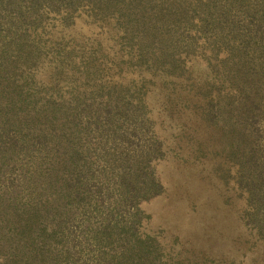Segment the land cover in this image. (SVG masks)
<instances>
[{"label": "trees", "instance_id": "1", "mask_svg": "<svg viewBox=\"0 0 264 264\" xmlns=\"http://www.w3.org/2000/svg\"><path fill=\"white\" fill-rule=\"evenodd\" d=\"M44 58L53 83L34 76ZM182 76L198 81L193 96ZM183 108L217 134L216 149L198 141L191 153L215 158V176L244 197L242 240L197 215L196 248L175 233L166 245L165 224L144 227L142 204L170 197L156 125L165 116L191 138ZM263 253L264 0H0V264H244Z\"/></svg>", "mask_w": 264, "mask_h": 264}, {"label": "rangeland", "instance_id": "2", "mask_svg": "<svg viewBox=\"0 0 264 264\" xmlns=\"http://www.w3.org/2000/svg\"><path fill=\"white\" fill-rule=\"evenodd\" d=\"M88 48V46L85 47L86 52ZM43 62L42 66L41 63L39 65L36 63L32 67L34 68V76L37 78L41 76L45 84L53 83L54 77L49 75L53 66L51 62L46 61V58H44ZM194 72L192 73L194 78L199 79L197 73L195 75ZM196 79H187L185 76H182L178 78L177 82H180V85L193 96V91L196 89L194 86L198 82ZM193 81L194 83L190 84ZM61 96L62 99L68 101L69 95L67 93H63ZM196 97L194 95L193 100ZM151 102H153L151 106L144 107V110L149 123H152L150 126L154 129L155 125L151 118H153V114L156 115L160 111L158 107L160 106L161 100L157 98L155 101L152 98ZM136 103V98L131 97L128 105L131 107V110L137 109L134 107ZM66 108L67 105L63 106V109ZM191 113L192 111L184 108L178 109L177 113H175L179 117V122L183 123L186 133L191 138L183 136L180 139L179 131L174 127H169L168 124L171 119L165 116V122L162 125H156L160 138L164 140L163 146L165 147L167 155L165 153L166 157L156 163L155 169L160 178L165 182L170 197L167 198L164 193L159 198L149 200L142 204L143 210L149 214L145 218L144 227L146 230L155 233L159 230L156 228H162V225L165 224V228H162L161 240L166 245L170 244L172 240L176 242L172 238V234L175 233L178 236L179 243H177L179 246L196 248L201 232L198 226H194L192 218L197 215L199 219L205 218L208 230L214 228L216 232H222L224 235L236 233L242 240L243 231H247L238 214L243 206L242 201L244 197L239 195V190L233 192L230 189L228 185L231 182L226 183L227 185L223 184V181L220 180L221 178L215 176L212 170L216 163L215 158L208 154L204 158L205 160L199 161L193 155L198 141H201L208 150L216 149L218 142L216 132L203 126ZM140 123L142 126L148 124L141 121ZM129 125L128 123V127ZM147 139L142 137L144 141ZM93 151L92 148L86 150V152H90L91 154ZM17 171L18 167H9L7 169L8 177L15 178ZM186 194L188 198L185 200ZM160 210H163L164 217L160 216ZM140 228L142 229V226ZM216 254L220 255L218 253ZM241 262L237 264H242ZM244 264H264V253L262 259L257 263L246 260Z\"/></svg>", "mask_w": 264, "mask_h": 264}]
</instances>
